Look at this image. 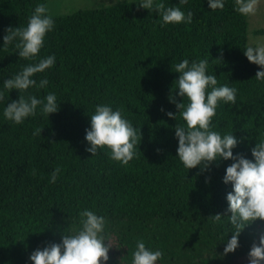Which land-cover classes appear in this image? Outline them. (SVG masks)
Instances as JSON below:
<instances>
[{
	"label": "trees",
	"instance_id": "16d2710c",
	"mask_svg": "<svg viewBox=\"0 0 264 264\" xmlns=\"http://www.w3.org/2000/svg\"><path fill=\"white\" fill-rule=\"evenodd\" d=\"M160 2L190 9L191 22L163 24L156 10L138 7L139 0L52 15L54 28L46 33L38 57L54 53L56 63L35 74L47 77V88L27 92L38 97L55 92L57 112L48 116L38 110L17 124L3 116L5 90L0 104V264H32L30 253L60 242L64 232L79 226L84 208L106 217L113 245L106 264H131L139 239L162 250L156 264H247L253 241L264 234V220L246 221L239 247L225 254L233 226L227 215L213 216L228 207L225 197L232 188L222 177L232 160L187 169L176 156L173 127L184 121L179 113L176 119L166 113L178 111L169 101L179 76L172 66L184 58H207L218 84L237 89L235 103L218 104L213 130L233 131L241 141L234 154L252 158L251 147L264 138V80L255 77L260 66L243 52L249 16L235 10V0H224V7L215 10L207 0ZM40 3L48 8L46 0H0V46L5 30L26 26ZM17 51L14 43L0 48V86L35 62L19 58ZM18 95L17 90L9 93L12 99ZM99 103L120 108L137 130L136 155L126 164L112 159L106 146L94 155L86 151L85 129ZM57 167L61 172L52 183L50 174Z\"/></svg>",
	"mask_w": 264,
	"mask_h": 264
},
{
	"label": "clouds",
	"instance_id": "9594fccd",
	"mask_svg": "<svg viewBox=\"0 0 264 264\" xmlns=\"http://www.w3.org/2000/svg\"><path fill=\"white\" fill-rule=\"evenodd\" d=\"M187 0H179L186 3ZM210 9L224 7V0H207ZM258 0H235V10L244 16H250L257 11ZM138 7L149 11L156 10L163 24L190 23L193 13L179 6H165L157 0H139ZM55 20L49 14L45 4H37L26 26L8 27L3 36V45L15 44L19 58L34 60L24 65L18 72L3 80L0 86V104L3 106V116L17 124L27 117L35 116L39 110L49 114L59 110L55 92L48 91L43 97L28 93L27 90L47 88L49 81L46 76L39 79L35 74L45 72L56 63L55 54L39 56L44 45L46 33L53 30ZM248 61L259 65L255 77L264 80V39L250 38L243 50ZM209 60L184 58L175 63L172 71L179 73L175 87L169 95V101L174 103L177 112L167 111L169 117L177 118L184 123H176L174 136L178 141L176 156L187 168L200 165L207 169L217 160H232L226 166L222 180L231 183L232 190L227 192L228 207L225 213H216L214 218L220 220L227 215L233 231L226 238L224 253L233 252L239 247V236L242 229L248 225L246 221L264 220V138L258 139L251 147L248 158L233 149L241 142L232 132L221 133L213 130L211 123L220 102L235 103L237 89L229 84H218L217 75L208 71ZM11 90H17L18 98L9 96ZM27 93V94H24ZM176 96L182 97L177 100ZM163 110V109H162ZM90 116V126L85 129L86 151L96 154L101 148L110 150V157L121 163H127L136 155L138 133L132 122L122 115L120 108L111 104L95 105ZM42 130V129H41ZM40 130V131H41ZM141 134V133H140ZM61 169L55 168L50 174V182L54 183ZM231 213L228 215L227 213ZM106 217L84 208L79 212V226L73 228L61 237L60 242H50L43 247H37L30 255L32 264H106L109 260V250L113 247L106 234ZM107 241V243H106ZM247 264H264V234L258 242L253 241L248 251ZM163 256L160 249L147 247L143 239L136 241L132 252L131 264H156Z\"/></svg>",
	"mask_w": 264,
	"mask_h": 264
},
{
	"label": "rangeland",
	"instance_id": "374dc122",
	"mask_svg": "<svg viewBox=\"0 0 264 264\" xmlns=\"http://www.w3.org/2000/svg\"><path fill=\"white\" fill-rule=\"evenodd\" d=\"M120 0H46L51 15H67L78 10L97 8L103 3L112 4ZM264 29V0H258L257 11L249 16L248 44L250 38L264 39V33L258 34V30Z\"/></svg>",
	"mask_w": 264,
	"mask_h": 264
}]
</instances>
